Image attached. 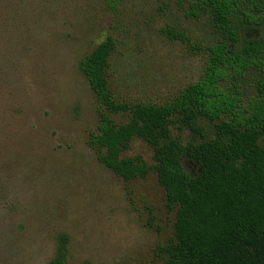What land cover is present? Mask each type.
<instances>
[{
  "label": "rangeland",
  "instance_id": "374dc122",
  "mask_svg": "<svg viewBox=\"0 0 264 264\" xmlns=\"http://www.w3.org/2000/svg\"><path fill=\"white\" fill-rule=\"evenodd\" d=\"M183 6L0 0V264H48L63 244L68 264H166L158 246L174 238L176 208L155 170L126 180L99 160L92 143L98 99L79 63L112 37L107 76L116 98L174 99L204 74L206 47L218 36ZM174 29L190 43L171 38ZM261 78L253 69L241 79L245 101ZM111 115L119 124L131 118ZM123 156L155 163L154 148L139 137ZM184 166L193 167L189 160Z\"/></svg>",
  "mask_w": 264,
  "mask_h": 264
},
{
  "label": "trees",
  "instance_id": "16d2710c",
  "mask_svg": "<svg viewBox=\"0 0 264 264\" xmlns=\"http://www.w3.org/2000/svg\"><path fill=\"white\" fill-rule=\"evenodd\" d=\"M180 1L188 17L206 18L218 35L206 47L204 74L165 103L121 102L107 76L116 41H102L79 63L98 99L92 143L126 180L157 173L177 214L174 238L158 246L166 264H264V0ZM119 3L106 0L112 10ZM169 34L190 43L184 32ZM253 69L262 78L245 101L240 81ZM120 112L131 113L127 123L113 119ZM135 137L154 148L153 165L123 156ZM48 264H68L65 244Z\"/></svg>",
  "mask_w": 264,
  "mask_h": 264
}]
</instances>
